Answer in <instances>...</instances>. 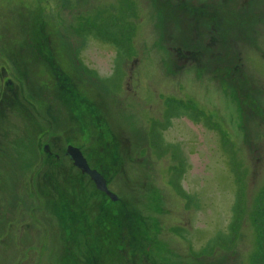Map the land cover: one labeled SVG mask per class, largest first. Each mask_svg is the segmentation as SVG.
Wrapping results in <instances>:
<instances>
[{"label":"rangeland","instance_id":"374dc122","mask_svg":"<svg viewBox=\"0 0 264 264\" xmlns=\"http://www.w3.org/2000/svg\"><path fill=\"white\" fill-rule=\"evenodd\" d=\"M180 2L200 4L0 0V264H62L71 211L82 264H264V3L230 1L253 16L232 20L222 65L211 20L195 27ZM39 42L100 120L50 92ZM105 142L115 202L65 157L92 167Z\"/></svg>","mask_w":264,"mask_h":264},{"label":"flooded vegetation","instance_id":"af4514ba","mask_svg":"<svg viewBox=\"0 0 264 264\" xmlns=\"http://www.w3.org/2000/svg\"><path fill=\"white\" fill-rule=\"evenodd\" d=\"M195 1H198V0H195ZM199 1H200L199 5H192V4H187L186 2H180V3H182L181 6H177V7L178 8H182L187 15L189 14L192 17L193 16H200V17H202V19L211 20L212 26L210 27V30H209V33H210L209 41L214 46V45H216V42L214 41L213 37L215 35H217V34L218 35L221 34V31L224 28V17H225V13L229 14L228 10H229V8H231V5H232V4H229L231 0H218L217 2H215L213 0V4H211L212 3L211 1L204 3L207 0H205V1L199 0ZM252 1H254V0H252ZM257 1L264 3V0H257ZM207 13H210V17L205 15ZM232 13L235 14L237 12H235V10H233ZM198 24H200V21L198 22ZM217 26L219 27L218 29H217ZM199 34H200L199 39H195V40H197L199 42L200 46H205L206 47L208 42L205 43V40H207V38L205 36H201V32H199ZM202 34L204 35L205 33L202 32ZM221 45L222 44H220V47H221ZM12 55H13V53H12ZM6 59H7V57L2 58L4 63H6ZM186 60H188V62H196L197 61L196 54H193V53H190L189 51H187ZM3 74H6V71H5V69L1 68V75H3ZM105 143H106L105 145H103V144H99L98 145V147H100V149L103 147V150H101L102 155L107 150L106 147H107L108 143L107 142H105ZM42 150L47 155L50 154L47 145L43 146ZM82 155L84 156V158L86 159V161H87V163L89 165V163H91L90 162L91 159H89L88 157H85V155L83 153H82ZM103 156H105V157H101L97 161H94L95 162L94 166H92V167L89 166V167L91 169H93V170H96L103 177V179L107 182L108 181L107 180L108 179V175H109V171L108 170H109V165H110L109 164L110 157L106 156L105 154ZM52 157L58 159V157H56V156L54 157L52 155ZM65 157L67 158L66 154H65ZM83 177H87V176L83 175ZM75 188H77V187L75 186L74 189ZM112 204H116V203H107V204H105V207L107 208V211L110 209ZM70 215L74 216L75 218L67 217L66 220H68L70 222V231L73 234H67L66 235V244L67 245H66L65 256H64L62 264H82V261L78 260V257L76 256V254H73L69 243H70V241L73 242V240L76 239V236L74 235V233L78 232L79 228H84L86 225L81 223V220H82L81 216H80V219H77V217H79V213L78 212L71 211ZM106 219L108 221V218H106ZM112 224H113V222H111L109 220V223L105 224V227H104L105 228V234H104L105 235V243H109L110 244L109 247H111V244H112L111 236H112L113 239L117 238L116 235L112 234V231L109 232L110 228L112 230V227H111ZM106 228H107V231H106ZM83 232L87 233V232H89V229L88 228H84ZM114 232H116V229H115ZM83 237L85 239H91L92 238V236L88 235V234H86ZM110 241H111V243H110ZM86 242H87V240H86ZM78 249H79V247H78ZM105 258L106 259L104 261H107V256ZM94 261H95V259H94Z\"/></svg>","mask_w":264,"mask_h":264},{"label":"trees","instance_id":"16d2710c","mask_svg":"<svg viewBox=\"0 0 264 264\" xmlns=\"http://www.w3.org/2000/svg\"><path fill=\"white\" fill-rule=\"evenodd\" d=\"M182 4V3H181ZM177 6H179V4H175L174 5V7H177ZM229 14L228 13H225V17H224V28H223V30L221 31V34H217V35H213L214 37V41L216 42V45H214L211 49L213 50V52H212V57L214 58H216V60L218 61V62H220L222 65L223 64H226V61L223 59V57H222V49L224 48H229V46L231 45L232 46V44H236V42H235V40L234 39H232L231 37V40H232V42H230L229 41V39H228V28H229V26L232 24V20H247L248 19V17L249 16H253V15H251V14H240V13H235V14H233L232 13V11H233V9H231V8H229ZM205 15H207L208 17H210V13H207V14H205ZM189 18H187L188 19V21L191 23V21L192 22H194V25H195V27L197 26V24H198V21H203V20H209V19H202V17H200V16H190L189 14L187 15ZM251 19V18H250ZM248 21V20H247ZM211 27V26H210ZM219 27L217 26V29H218ZM201 36H204L202 33H201ZM209 37H210V34L208 35ZM208 36H205L206 38L208 37ZM243 39L246 41H251L252 40V37H247V35L246 36H243ZM220 44H222L221 45V47H220ZM199 49H202L203 48V46H200V44H199ZM205 47V46H204ZM187 50V49H186ZM188 51V50H187ZM185 53H187V52H185ZM203 53V52H202ZM203 54H205V53H203ZM211 57V58H212ZM240 58V57H239ZM217 62V63H218ZM235 66V65H234ZM234 76V75H233ZM241 82V81H240ZM67 86H66V88H65V90H66V95H65V93H64V96L65 97H67L68 95H69V93H68V91H67V87H69L68 89H71V87H70V85H68L66 82H64ZM79 98H80V100L78 101V103H74L73 105H71L73 108H72V110H71V108H69V110H71V112H74V110L75 109H77V108H82L84 111H86L87 113H89V111H88V107L86 106V107H84V105H85V101L79 96ZM67 100H70V99H67ZM65 103V102H64ZM87 105V104H86ZM107 137H108V135H107ZM109 138V137H108ZM101 144H103V145H105L106 143H101ZM98 147V146H97ZM106 152L104 153L106 156H109L110 157V160H109V174H112V172H113V170H114V168H115V165H116V163L118 162V158L117 157H115V152H114V147L112 146H109L108 144H107V147H106ZM101 150H103V147L101 148ZM103 154V155H104ZM103 155H100V158L101 157H105V156H103ZM109 176V175H108ZM75 186V185H74Z\"/></svg>","mask_w":264,"mask_h":264},{"label":"bare ground","instance_id":"6f19581e","mask_svg":"<svg viewBox=\"0 0 264 264\" xmlns=\"http://www.w3.org/2000/svg\"><path fill=\"white\" fill-rule=\"evenodd\" d=\"M40 43V42H39ZM36 43L35 47H34V52L37 55V58L40 62H42V64L45 66L44 62L46 63V65L48 67H50L51 71H52V77L50 78L51 83H49V90L50 92H55V88H57L58 86L61 87L63 86L64 88H66V84L64 83L65 77L62 73H60V71H57V65L55 63H53L52 61H54L53 59H51L50 57H48V55H45L43 53V47L46 48V46L42 43ZM49 44L51 45V43L49 42ZM43 46V47H42ZM39 56V57H38ZM69 87H67V91L68 93L74 97L73 92L68 89ZM69 96V95H68ZM67 96V99H68ZM81 97V96H80ZM82 98V97H81ZM66 98L64 99V101L62 100V102H69L70 105H73L75 102L78 103V101L80 100L79 96H76L75 98H69L70 100H67ZM83 99V98H82ZM89 114V118L86 119V123H90L92 124V121H98V119L100 120L101 118L96 116V114L94 115L92 112L88 113Z\"/></svg>","mask_w":264,"mask_h":264},{"label":"water","instance_id":"95a60500","mask_svg":"<svg viewBox=\"0 0 264 264\" xmlns=\"http://www.w3.org/2000/svg\"><path fill=\"white\" fill-rule=\"evenodd\" d=\"M66 156L82 175L89 177V179L94 183L97 191L105 194L112 202L118 200L117 196L108 191L107 183L103 177L96 170L90 169L86 159L83 157L79 149L68 147L66 150Z\"/></svg>","mask_w":264,"mask_h":264}]
</instances>
